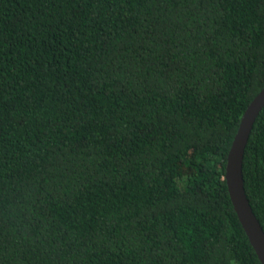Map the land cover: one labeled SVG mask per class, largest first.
Listing matches in <instances>:
<instances>
[{
  "label": "trees",
  "instance_id": "trees-1",
  "mask_svg": "<svg viewBox=\"0 0 264 264\" xmlns=\"http://www.w3.org/2000/svg\"><path fill=\"white\" fill-rule=\"evenodd\" d=\"M263 86L264 0H0V264H260Z\"/></svg>",
  "mask_w": 264,
  "mask_h": 264
},
{
  "label": "water",
  "instance_id": "water-1",
  "mask_svg": "<svg viewBox=\"0 0 264 264\" xmlns=\"http://www.w3.org/2000/svg\"><path fill=\"white\" fill-rule=\"evenodd\" d=\"M264 107V86L241 114L224 167V181L237 219L260 262L264 264V232L255 217L243 187L242 158L252 125Z\"/></svg>",
  "mask_w": 264,
  "mask_h": 264
}]
</instances>
